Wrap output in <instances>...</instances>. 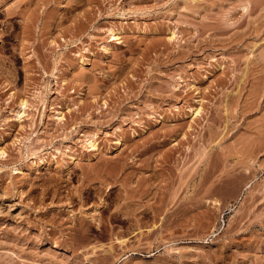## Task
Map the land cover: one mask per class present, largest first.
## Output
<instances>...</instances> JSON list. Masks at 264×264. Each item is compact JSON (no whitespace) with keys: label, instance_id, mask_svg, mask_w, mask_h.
Masks as SVG:
<instances>
[{"label":"rangeland","instance_id":"1","mask_svg":"<svg viewBox=\"0 0 264 264\" xmlns=\"http://www.w3.org/2000/svg\"><path fill=\"white\" fill-rule=\"evenodd\" d=\"M0 264H264V0H0Z\"/></svg>","mask_w":264,"mask_h":264},{"label":"bare ground","instance_id":"2","mask_svg":"<svg viewBox=\"0 0 264 264\" xmlns=\"http://www.w3.org/2000/svg\"><path fill=\"white\" fill-rule=\"evenodd\" d=\"M243 6L245 7V5H243ZM105 49H106V50H109L108 47H106ZM26 103H27V102L24 101V100H22V101L20 102V107H21V109L18 110V111L16 112V115H18V117L21 116V114H23V112H24V108L26 107ZM22 110H23V111H22ZM198 111H199V110L197 109L196 111H194V113L197 114ZM58 117H59V119H62V115L59 114ZM89 146L92 147L93 150H95L97 144H96L95 141L93 140V141L90 142ZM119 210H120V209H119ZM82 223H83V221H82ZM79 224H80V223H79ZM79 224H78V225H79ZM83 224H84V223H83ZM85 226H86V225H85ZM81 233H82V232H81ZM105 234H106V233H105ZM82 238H83V237H82ZM84 240H85V239H84ZM86 242H87V241H86ZM88 242H89V241H88ZM82 243H83V242H82ZM84 243H85V242H84ZM88 244H89V243H88ZM94 248H95V247L92 248V251H94Z\"/></svg>","mask_w":264,"mask_h":264}]
</instances>
